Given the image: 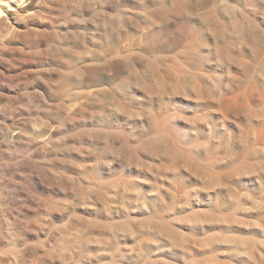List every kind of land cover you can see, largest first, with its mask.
I'll return each instance as SVG.
<instances>
[{"label": "clouds", "instance_id": "obj_1", "mask_svg": "<svg viewBox=\"0 0 264 264\" xmlns=\"http://www.w3.org/2000/svg\"><path fill=\"white\" fill-rule=\"evenodd\" d=\"M11 5L0 264H264V0Z\"/></svg>", "mask_w": 264, "mask_h": 264}, {"label": "rangeland", "instance_id": "obj_2", "mask_svg": "<svg viewBox=\"0 0 264 264\" xmlns=\"http://www.w3.org/2000/svg\"><path fill=\"white\" fill-rule=\"evenodd\" d=\"M19 44V43H18ZM255 215L254 213L245 215L243 217H234L232 224H215V225H209L208 227H223L226 229V231L220 233V237H230L232 240H236V246L238 245V242L241 239H247L250 241L252 244V247L254 248V241L260 239V236L258 235L259 229L255 228L252 226L253 221L251 220V216ZM227 217H225V220ZM232 225V226H231ZM252 234H257V235H252ZM191 235V233H190ZM181 243H187V241H180ZM222 244H219L217 247L220 248L221 250H228L226 247H221ZM171 253L164 252L161 253V256L164 258H169L171 257ZM221 259H224V257H221ZM239 259L244 260L247 259V257H240ZM235 264V261L233 262ZM249 264H253V261H249Z\"/></svg>", "mask_w": 264, "mask_h": 264}, {"label": "bare ground", "instance_id": "obj_3", "mask_svg": "<svg viewBox=\"0 0 264 264\" xmlns=\"http://www.w3.org/2000/svg\"><path fill=\"white\" fill-rule=\"evenodd\" d=\"M29 8H31V5H29ZM16 11H20V10L16 9L15 5H11L7 10L3 6H0V27H3V25L6 21L10 27L16 28V29H22L23 25L18 24L17 20L15 18L16 17ZM18 43L19 42H14V44H18ZM5 55L10 56L11 54L5 53ZM24 67L28 68V67H35V66L34 65H26ZM0 70H3V69H0ZM17 71H19V69H13L12 70L13 73H15ZM208 219H210L212 221H220V220H225V217L210 216V217H208ZM211 225H215V223L211 224ZM259 232H261L260 229H259ZM219 238L223 241V243H221L222 244L221 247H226L228 249H230L232 247H238V248L244 249V250H249V249L253 248L252 244L247 239H241L238 242V245L236 246V240H232L230 235L228 237L221 238L220 234H219Z\"/></svg>", "mask_w": 264, "mask_h": 264}]
</instances>
